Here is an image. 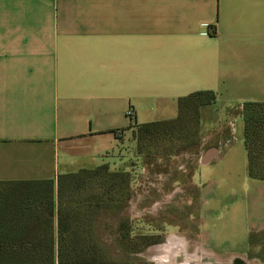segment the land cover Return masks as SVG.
<instances>
[{
  "label": "crops",
  "instance_id": "obj_1",
  "mask_svg": "<svg viewBox=\"0 0 264 264\" xmlns=\"http://www.w3.org/2000/svg\"><path fill=\"white\" fill-rule=\"evenodd\" d=\"M199 91L217 101L200 109L198 152L147 161L128 204L194 221L210 249L193 257L264 264V181L244 138L245 105L264 103V0H0V221L4 252L30 259L0 264H70L59 248L73 221L107 220L99 188L60 178L132 172L137 129L176 120ZM219 211L241 213L242 235L212 233Z\"/></svg>",
  "mask_w": 264,
  "mask_h": 264
},
{
  "label": "rangeland",
  "instance_id": "obj_2",
  "mask_svg": "<svg viewBox=\"0 0 264 264\" xmlns=\"http://www.w3.org/2000/svg\"><path fill=\"white\" fill-rule=\"evenodd\" d=\"M164 131V134L153 135L144 141L140 150L137 148L138 159L131 165L132 172H119L127 176L126 184L119 179L111 182L110 173L102 175L100 179L93 177L85 181V184L89 186H100L102 183H105L107 187L114 185L111 196L114 200L111 205H104L100 209L107 221H73L74 235L71 236L83 245L93 247L95 251H91L93 255H90L89 259L98 261L159 264L155 255L151 256L152 251L164 249L170 255L180 253L175 258L167 254V258L164 259L167 264H232L229 263L228 258H219L215 261L216 259L192 256L203 252L204 247L209 248L201 240L194 221H162L160 217L147 221L144 203L138 204L136 208L129 206L128 200L132 187L145 185L147 161L162 156L194 154L199 150L201 131L200 125L195 121L188 119L182 125L170 127ZM109 171L116 173L111 167ZM173 212L171 211L169 216H172ZM237 216L234 221H231L229 212L219 211L210 215L208 218L213 221L212 233H217L221 238L224 235L225 237L242 235L243 224L239 221L241 213ZM1 222L3 227L6 221ZM1 241L3 248L0 251V261L30 260L27 257H19L18 253L13 255L11 252L10 254L4 252L8 247L9 239L2 238ZM218 244L225 245L222 242ZM233 264L244 263L236 258Z\"/></svg>",
  "mask_w": 264,
  "mask_h": 264
},
{
  "label": "trees",
  "instance_id": "obj_3",
  "mask_svg": "<svg viewBox=\"0 0 264 264\" xmlns=\"http://www.w3.org/2000/svg\"><path fill=\"white\" fill-rule=\"evenodd\" d=\"M217 101V94L213 91H199L191 95L179 99V117L174 121L158 122L141 125L135 132L137 140V148H142L144 141L151 138L153 135H162L165 129L182 125L190 119L200 125V109L203 106L214 104ZM245 116V146L248 153V174L252 179L264 181V103H248L244 107ZM110 173V181L114 182L119 179L123 184L127 182V176L124 173H112L109 171V166L104 165L96 170H82L77 174L67 175L60 178L59 185L71 187H96L101 190L99 194L93 195L95 202L99 203V209L104 205H111L113 198L111 197L114 190V185L107 187L105 183L100 186H89L85 184L88 179L98 178L102 175ZM107 182V181H106ZM4 183H0V186ZM99 199V200H98ZM97 206V205H96ZM102 210H100L101 212ZM101 216V215H100ZM69 232V228L67 229ZM74 235V233H72ZM5 239L6 235L3 232L2 222L0 221V251L3 248L1 239ZM6 245V244H5ZM91 251H95L93 247H88L78 242L74 236L68 235L66 239L63 237L60 241L59 261L61 263L70 264H93L103 263L89 259L93 255Z\"/></svg>",
  "mask_w": 264,
  "mask_h": 264
},
{
  "label": "built area",
  "instance_id": "obj_4",
  "mask_svg": "<svg viewBox=\"0 0 264 264\" xmlns=\"http://www.w3.org/2000/svg\"><path fill=\"white\" fill-rule=\"evenodd\" d=\"M127 117L131 120V123L134 124L135 121V111L133 110V108L129 109L127 111Z\"/></svg>",
  "mask_w": 264,
  "mask_h": 264
}]
</instances>
